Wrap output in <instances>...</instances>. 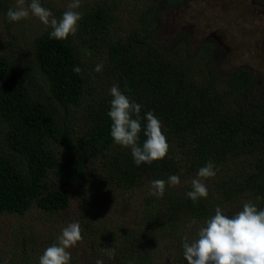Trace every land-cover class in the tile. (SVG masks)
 I'll list each match as a JSON object with an SVG mask.
<instances>
[{
	"label": "trees",
	"instance_id": "obj_1",
	"mask_svg": "<svg viewBox=\"0 0 264 264\" xmlns=\"http://www.w3.org/2000/svg\"><path fill=\"white\" fill-rule=\"evenodd\" d=\"M139 1L141 16L129 28L118 15L122 0H81L75 35L50 39L44 26L32 37L9 32L0 41V219L30 210L67 214L43 245L19 231L10 243L14 264H39V249L77 221L83 264H153L151 251L160 242L173 246L174 264H187L184 237L195 239L217 206L229 217L245 202L264 209V84L257 89L243 68L213 72L212 45L196 55L182 39L158 45L159 9L188 0ZM7 4L0 0L9 25ZM66 10L51 12L59 18ZM113 85L142 106L140 145L145 113L160 120L169 144L163 159L137 166L130 149L114 143L107 115ZM209 161L216 174L203 180L208 196L193 202L186 195L191 180ZM171 175L179 185L166 184L161 198L150 194L152 181ZM136 192L131 224L110 231L99 215L100 198ZM77 255L71 253L69 264H82Z\"/></svg>",
	"mask_w": 264,
	"mask_h": 264
},
{
	"label": "rangeland",
	"instance_id": "obj_2",
	"mask_svg": "<svg viewBox=\"0 0 264 264\" xmlns=\"http://www.w3.org/2000/svg\"><path fill=\"white\" fill-rule=\"evenodd\" d=\"M71 0H40L43 7L53 11L64 9ZM8 8H15L16 0H7ZM27 3V2H26ZM139 0H122L118 15L129 28L141 16ZM158 26L155 33L159 46L184 40L188 53L196 55L204 45L213 46L209 68L223 75L243 68L256 79V87L264 84V0H188L176 7H161L157 15ZM38 18L29 16L6 25L0 14V41L9 32L23 33L32 37L44 28ZM261 91V90H260ZM259 91V93H260ZM136 193L110 195L100 198V218L112 232L125 230L134 218L137 202ZM65 216L52 215L30 210L24 216L9 215L0 219V264H14V254L10 243L24 231L34 246L50 241L62 225ZM173 246L160 242L151 251L153 264H174ZM45 248H40L43 254ZM70 253L78 254V263H84V248L75 246ZM37 254V253H36ZM38 262V261H37Z\"/></svg>",
	"mask_w": 264,
	"mask_h": 264
},
{
	"label": "clouds",
	"instance_id": "obj_3",
	"mask_svg": "<svg viewBox=\"0 0 264 264\" xmlns=\"http://www.w3.org/2000/svg\"><path fill=\"white\" fill-rule=\"evenodd\" d=\"M81 0H71L67 10L59 18L43 7L40 0H16L15 8H10L6 18L10 22H18L30 15L50 28V39L64 40L77 32L81 13L76 11ZM103 65H96L94 71H102ZM73 71L80 74L83 70L74 67ZM109 94L110 110L107 115L111 119L110 135L114 143L129 148L134 163L139 166L143 163H152L163 159L168 151L169 144L162 131L160 120L152 111L145 113L143 119L146 126L143 129L146 139L142 145L138 143L141 132V105L131 101L122 94L117 85H113ZM135 117V118H133ZM214 165L209 161L201 167L196 178L191 180V191L186 193L193 202L200 198H207L208 188L203 180L215 176ZM166 184L177 186L180 178L171 175L165 180L151 182L150 194L158 198L163 197ZM82 240L81 225L77 222L69 223L62 228L56 243L46 247L39 257V264H69L71 253L68 249L75 247ZM184 259L187 264H264V209H259L251 202H245L242 210L231 217L223 214L217 206L215 214L205 221L196 235L189 241L184 237L182 244ZM107 254L114 255L111 248L103 249ZM96 264H103L98 259Z\"/></svg>",
	"mask_w": 264,
	"mask_h": 264
}]
</instances>
